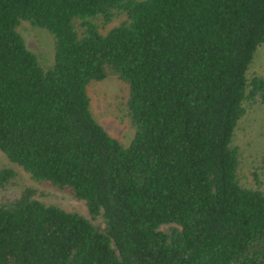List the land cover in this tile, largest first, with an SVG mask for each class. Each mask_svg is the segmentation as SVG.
<instances>
[{
    "label": "trees",
    "instance_id": "obj_1",
    "mask_svg": "<svg viewBox=\"0 0 264 264\" xmlns=\"http://www.w3.org/2000/svg\"><path fill=\"white\" fill-rule=\"evenodd\" d=\"M21 20L52 35L50 66ZM260 46L264 0H0V149L89 213L29 185L2 195L0 264H264V189L242 183L233 143L264 102ZM110 72L127 145L90 108L88 83ZM17 176L0 167V189Z\"/></svg>",
    "mask_w": 264,
    "mask_h": 264
},
{
    "label": "rangeland",
    "instance_id": "obj_2",
    "mask_svg": "<svg viewBox=\"0 0 264 264\" xmlns=\"http://www.w3.org/2000/svg\"><path fill=\"white\" fill-rule=\"evenodd\" d=\"M119 20L120 17H117L110 24ZM17 29L27 47L36 53L39 62L44 67L50 66L54 54L52 35L46 29L34 26L27 20H21ZM250 72L264 74V46L258 48ZM87 92L95 118L111 135L127 145L132 138L134 128L126 113V83L115 73L110 72L103 79L91 80L87 85ZM233 143L240 151L238 171L242 183L255 185L254 173H256L264 189V102H247V111L236 126ZM2 166L14 167L18 176L14 183L0 189V197L18 194L24 186L29 185L34 187L35 196L43 202L57 204L67 210L89 216L85 202L75 197L67 187L33 179L19 165L9 161L0 149V167ZM93 220L98 221L99 218Z\"/></svg>",
    "mask_w": 264,
    "mask_h": 264
}]
</instances>
